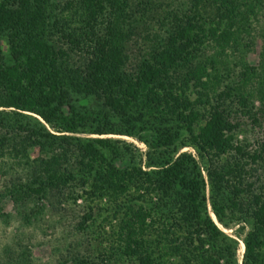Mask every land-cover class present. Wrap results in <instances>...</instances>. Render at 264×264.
Instances as JSON below:
<instances>
[{"label": "trees", "instance_id": "trees-1", "mask_svg": "<svg viewBox=\"0 0 264 264\" xmlns=\"http://www.w3.org/2000/svg\"><path fill=\"white\" fill-rule=\"evenodd\" d=\"M188 1L151 29L150 0H0V199L28 202L34 218L46 203L63 215L83 205L80 232L106 215L110 238H96L112 264H238V241L207 201L223 227L238 225L242 263L264 264V139L252 153L260 192L244 200L236 166L219 164L245 155L231 134L237 110L254 96L264 114V45L251 92L240 89L249 71L221 103L205 106L199 90L202 75L230 73L224 49L264 0ZM212 44L220 48L209 52Z\"/></svg>", "mask_w": 264, "mask_h": 264}, {"label": "rangeland", "instance_id": "rangeland-1", "mask_svg": "<svg viewBox=\"0 0 264 264\" xmlns=\"http://www.w3.org/2000/svg\"><path fill=\"white\" fill-rule=\"evenodd\" d=\"M180 1L183 0H150L149 7L153 13L152 15H154V18L148 20L151 29L153 28L152 24L157 15L165 14V12ZM185 1L184 6L189 9L190 3L188 0ZM250 1L251 0H249V2ZM253 3H256V1L254 0ZM242 8L244 7L242 6ZM253 9L255 12L254 16L253 13H251L250 20H248V22L245 20L242 22L243 25L240 27L241 32L235 37V42L231 41V43L235 45L232 46L230 43L231 47L228 49L225 47L224 49L227 53L225 64L231 69L230 73L226 74L221 71L214 76L205 74V76L202 75L200 77L204 83L203 87L199 88V90L202 94L203 104L207 107L215 105L216 102L221 103L223 100L225 101L227 98H223V95H221V99L219 98L220 92L226 93L229 89L231 92L235 91V86L239 87L237 84L239 82L238 80L241 79V76L243 78L247 71H249V73L245 79V85L239 88L243 91L247 89V92L252 91V83H254L256 79V76L251 73L252 67L258 66L261 50L264 45L262 37L264 33V1L259 3V5H255ZM148 16H150L149 13H147L145 17ZM142 36H144V34L135 35L136 40H139L140 43L147 42L148 39L143 42ZM212 46L209 52L220 48L218 45L212 44ZM135 47H138L137 44H135ZM135 47H130L133 54H136L137 48ZM134 63L135 62H133V64ZM189 88L191 92H193L191 98L195 97L193 81L190 82ZM73 99L79 105L87 104L94 106V101L92 99H85L77 95ZM249 100V102L252 101V103L248 104V108H250L249 111L237 110V115L235 119H233V122L237 123V127L231 133L234 144L242 141L245 155L243 156L241 152L232 151L226 154L219 162L221 166L226 165V162L232 167L236 166V170L239 174V188H242L245 192V195L243 193L244 200L246 199V194L249 195L251 193L260 192L259 188L261 187V181L259 178L262 176V170L258 166V162L254 163L252 160V153L258 148L259 142L264 139V114L259 111L260 100L254 96H251ZM77 135L84 136L83 134ZM121 138L134 143L141 150L145 149L144 144L136 141L132 137L121 136ZM180 151L190 152L197 158L196 151L191 146H184ZM202 172L207 188L205 171L202 170ZM232 180L234 181L235 179L232 177ZM1 184L2 175L0 174V186ZM206 193H208V188L206 189ZM104 200L105 199H103V201ZM27 203L28 202L25 203L24 207L18 206L17 203L13 202L10 193L5 194L0 199V264H24V261L21 260V256H23V260L28 258V264H45L49 261V264H62L63 260L68 257L69 254L89 256L90 262H85L86 260L83 259L85 263L82 262V264H112L114 262L113 258L108 260L110 251L106 252L100 250L105 242L99 243L98 237L96 238V236L101 233H104L102 236L110 238L109 233L112 231L110 225L103 221L106 215H102V219L99 215V221H96L94 227L80 232L76 224L79 217L84 213L85 206L72 205V213L63 215L50 210L46 203V209L43 213L34 218L33 215H28ZM207 211L224 232L238 241L236 257L238 264H243L242 255L244 252V245L241 237L234 234L233 231L238 225H234L232 228L223 227L216 220L209 201H207ZM100 212L103 213L104 211L100 210ZM25 216H27L29 223L24 220ZM246 230L247 226L245 227V231ZM102 239L104 240V237H102ZM108 248H110V246L107 245L106 249ZM63 264H72V262L67 261Z\"/></svg>", "mask_w": 264, "mask_h": 264}]
</instances>
